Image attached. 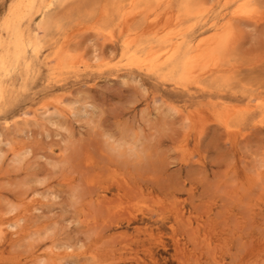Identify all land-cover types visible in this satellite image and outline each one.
I'll return each instance as SVG.
<instances>
[{"label":"rangeland","instance_id":"374dc122","mask_svg":"<svg viewBox=\"0 0 264 264\" xmlns=\"http://www.w3.org/2000/svg\"><path fill=\"white\" fill-rule=\"evenodd\" d=\"M51 12L0 70V264H264V0Z\"/></svg>","mask_w":264,"mask_h":264},{"label":"bare ground","instance_id":"6f19581e","mask_svg":"<svg viewBox=\"0 0 264 264\" xmlns=\"http://www.w3.org/2000/svg\"><path fill=\"white\" fill-rule=\"evenodd\" d=\"M20 1H22V0H20ZM59 1H61V0H48V2L45 4V8H44L45 11L43 12V16L38 21V26H37L38 29H36L32 35L28 34L24 31V29L22 28V22L25 18H27V16L31 15V12L35 7L36 0H29V1H26V3H24V2L18 3V1H17L15 3L11 4L12 6L10 7L9 15H8V17L6 19L7 21L5 23V25L10 29V31L12 30L11 35L7 41L2 40L0 38V70L1 71L6 73L7 75H10L13 71H16L18 69V67L21 65L22 59L26 56L28 51L29 52L31 51L33 53H37L43 48L44 43L46 41L45 38L47 35L50 34L51 28H52V18H53L52 16L53 15H52L51 11H53L55 9V6L58 5ZM22 4H24L26 9L23 7L24 9H21L22 11L19 13V10H20ZM194 7H195V5H194ZM41 30L44 31L45 33L44 34L40 33ZM130 43H132V42H130ZM138 47L139 46H137V48ZM142 53H144V52H142ZM124 54L126 55V53H124ZM186 57H188V56H186ZM141 60H142V58L140 59V61ZM154 61H156V60H154ZM135 62H138V61H135ZM188 62L189 61H186V62H184L185 64H183L182 76H184V77L188 76V74L190 72L189 68H188Z\"/></svg>","mask_w":264,"mask_h":264}]
</instances>
